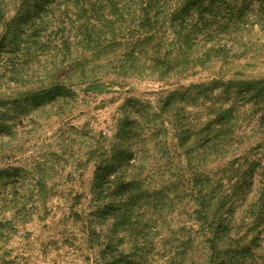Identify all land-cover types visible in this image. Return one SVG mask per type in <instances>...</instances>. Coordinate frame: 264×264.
I'll return each mask as SVG.
<instances>
[{"label": "rangeland", "instance_id": "374dc122", "mask_svg": "<svg viewBox=\"0 0 264 264\" xmlns=\"http://www.w3.org/2000/svg\"><path fill=\"white\" fill-rule=\"evenodd\" d=\"M44 1L43 30L18 46L26 82L0 83V264H264V30L166 74L117 49L87 89L64 61L71 2ZM58 78L68 96L6 103Z\"/></svg>", "mask_w": 264, "mask_h": 264}, {"label": "trees", "instance_id": "16d2710c", "mask_svg": "<svg viewBox=\"0 0 264 264\" xmlns=\"http://www.w3.org/2000/svg\"><path fill=\"white\" fill-rule=\"evenodd\" d=\"M9 1L0 0V25L3 24L0 57L13 53L16 60H10L3 68L0 83H9L11 79L21 88L26 82L27 76L23 69L27 58L25 62H18L19 42L28 41L43 30L48 10L46 1L30 0L29 5L34 1V9H38V12L33 11L34 15H30L27 10L23 14L27 1L19 0V11L5 21V3L8 6ZM68 1L74 14L69 29L74 33L72 40L75 41H70V37L63 41V47L70 55L64 61L72 68L67 73L68 78L80 72L82 82L88 83L87 89L102 88L98 80H91L90 77H94L92 74L96 67L101 66L98 61L101 62L114 50L125 49L124 55L130 57L125 59L130 65H136L142 59L144 63H149L152 70L166 74L172 69L185 71V67L191 68L215 56L225 60L232 51H247L245 47L251 46L253 40L250 32L255 27L264 30V0ZM72 52L79 54L72 58ZM58 70L52 69L50 77H54ZM59 79H53L50 87L38 92L31 88L26 92L21 90L17 96L7 99L6 103H28L33 100L34 104H39L44 99L66 97L68 90ZM87 79H90L89 82ZM100 173L98 177L103 174ZM121 183L123 180L117 183L118 188L129 193L128 185ZM263 200L257 198L255 203L258 208L264 205ZM211 205L213 210H217L223 206V201H212ZM230 219L232 216L228 214L226 222ZM113 257L116 261L112 263L116 264L117 257Z\"/></svg>", "mask_w": 264, "mask_h": 264}]
</instances>
